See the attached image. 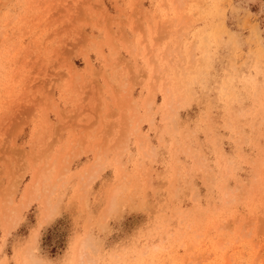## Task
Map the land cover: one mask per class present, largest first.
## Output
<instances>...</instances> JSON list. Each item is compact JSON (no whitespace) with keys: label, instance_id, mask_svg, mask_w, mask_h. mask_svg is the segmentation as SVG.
Returning <instances> with one entry per match:
<instances>
[{"label":"rangeland","instance_id":"rangeland-1","mask_svg":"<svg viewBox=\"0 0 264 264\" xmlns=\"http://www.w3.org/2000/svg\"><path fill=\"white\" fill-rule=\"evenodd\" d=\"M0 264H264V0H0Z\"/></svg>","mask_w":264,"mask_h":264}]
</instances>
